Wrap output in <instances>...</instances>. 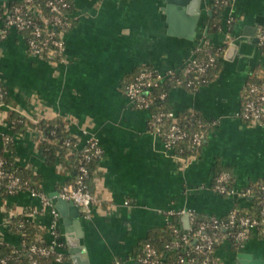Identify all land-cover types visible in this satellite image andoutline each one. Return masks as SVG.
<instances>
[{"label": "crops", "instance_id": "0c3cea01", "mask_svg": "<svg viewBox=\"0 0 264 264\" xmlns=\"http://www.w3.org/2000/svg\"><path fill=\"white\" fill-rule=\"evenodd\" d=\"M70 1L73 25L64 35L65 55L55 62L30 54L24 35L14 29L2 36V11L9 1L0 0V79L9 102L0 107V149L4 137H12L5 155L40 175L50 197L71 173L61 163H46L38 126L14 130L12 111L34 124L61 117L79 148L97 140L102 156L93 181L96 200L89 218L80 208L81 242L90 264H141L134 250L141 241L162 235L169 211L224 216L237 204L249 206L237 192L264 177V124L237 116L249 76L256 66L264 67L258 41H252L264 30V0H229L217 29L209 25L213 0H201L191 38L187 20L168 16L163 0ZM203 43L225 49L217 78L195 91L172 88L168 103L176 114L196 110L213 126L199 155L180 157L150 128V112L132 105L123 79L144 65L163 73L177 70ZM231 43L238 49L228 58ZM217 162L235 177V193L228 197L211 187ZM22 213L47 230L44 240L53 244L49 229L55 219L28 191L0 196V242L20 245V234L9 224ZM187 216H179L184 230L190 227ZM57 224L65 248L58 245L56 251L71 258L61 215ZM239 252L264 259V238L254 235L237 252L224 242L216 254L220 264H236Z\"/></svg>", "mask_w": 264, "mask_h": 264}, {"label": "built area", "instance_id": "2783aa9c", "mask_svg": "<svg viewBox=\"0 0 264 264\" xmlns=\"http://www.w3.org/2000/svg\"><path fill=\"white\" fill-rule=\"evenodd\" d=\"M46 6L49 7L51 16L46 17L43 15L42 9L38 0H21L18 4L9 6L7 4L3 12V25L1 28L2 36H6L11 29L20 33H28L25 37L27 49L30 54L36 57L52 61L54 57L64 56L66 51V44L64 40L65 28L68 23L64 20L65 9L69 6L67 0H47ZM61 28V30L58 29ZM258 44H264V32L258 35ZM199 45L192 56L185 62L184 76L186 77V86L194 84L193 78L190 75L195 74V77L204 76L209 66L215 62V57L209 53L207 61L197 59L196 52L201 49ZM220 48V47H219ZM174 71L170 70L165 73L154 70H144L135 81L128 83L125 86V93L133 106L138 109L148 110L150 99L146 97L148 89L157 86L168 74ZM179 83L183 81L180 79ZM248 96L242 101L240 110L237 116L251 124H264V82L252 83L245 87ZM6 95V89L0 79V99ZM166 94L160 97L164 98ZM171 116L176 119V113H163L149 116V126L151 129L160 134L158 123L165 117ZM188 136V133L180 127L179 124L174 123L170 131L166 135L164 145L168 149L174 151V145L177 141ZM204 139V133L196 131L191 136L193 147H199ZM7 141H12V137H4L3 146ZM67 146H71V139L65 141ZM78 147V146H77ZM102 149L95 139H90L86 144L81 147L82 163L78 167L77 178L74 182H65L58 197L73 202L83 210V216L89 218L91 216V207L96 200L94 193L88 190L86 178L89 175V170L84 164L85 161H90L93 157H101ZM195 156V155H193ZM5 159L4 156L0 158V187L5 182V187L9 195H14L20 191H28L33 196L40 197L45 209L49 210L51 216L55 219L50 226V231L55 240L53 244H48L45 240L44 243H32L29 247V261L26 264H39V257L53 256V264H67L64 260V253L57 252L56 246H63L62 234L58 229L57 219L60 218V213L55 207L53 198L49 197L44 192H38L30 188L27 182L20 180L14 173L8 172L4 169ZM230 179V175L222 172L218 178L215 187V192L220 195L228 194L229 196L235 193V189L228 190L225 183ZM260 191L264 192V184L260 186ZM251 189L243 188L237 192V195L243 199L249 200V207L251 204ZM188 215L190 220V227L192 233H184L181 235L180 240H175L166 245L167 248H180L185 244H189L191 239L196 240V246L191 254H178L174 264H217L215 246L217 243L223 244L228 239L236 242L248 241L251 234L259 231L264 233V195L259 198L258 206L255 213L243 214L238 210L229 212L227 218L211 215L208 218H199L197 212L190 209H180L177 211L171 210L168 212L169 217ZM20 216L23 220H28L25 213L16 214L13 219ZM168 217V218H169ZM12 219V221H13ZM171 219H168V222ZM12 221L9 224L12 223ZM29 221V220H28ZM23 226L22 224L20 225ZM181 227L175 228L176 233H180ZM21 243L18 246L24 247L26 245L25 239L21 236ZM200 255V258L198 256ZM163 253L160 252L155 245L147 243L137 256V261L141 264H163ZM7 259L0 257V264H7ZM120 260H116V264H120Z\"/></svg>", "mask_w": 264, "mask_h": 264}, {"label": "trees", "instance_id": "16d2710c", "mask_svg": "<svg viewBox=\"0 0 264 264\" xmlns=\"http://www.w3.org/2000/svg\"><path fill=\"white\" fill-rule=\"evenodd\" d=\"M21 0H11L8 2L9 6L18 4ZM39 5L42 9L43 15L46 17L51 16V12L48 6H46L47 0H38ZM69 6L65 9V17L64 20L68 23V26L64 29L65 33L72 27L73 22L69 18V13L72 10V4L70 0H67ZM229 4V0H213V16L209 19V25L213 29L219 28L221 25V16L225 9V6ZM4 11V10H3ZM2 11V13H3ZM61 30L60 27H58ZM264 32V30H263ZM23 35L28 37V33H23ZM262 54L264 55V44L259 45ZM225 49L218 48L208 43H203L201 49L196 52L197 59L207 61L209 59V53L215 57V62L213 65L209 66L207 72L204 76L195 77V74L190 75L194 80V84L192 86H186V77L184 76V68L185 63L179 68L175 69L172 74H168L164 80H162L157 86L152 89H148L146 92V97L150 99V104L148 107V111L154 116L163 113H170L174 110L168 103L169 92L172 88L177 86H184L189 90L195 91L202 86L208 85L214 79L217 78L219 71L221 69V58L224 56ZM62 56H57L52 59V61H61ZM144 70H156L151 65H144L136 68L131 73H128L123 79V87L135 81L139 74ZM182 80L183 83L180 84L179 80ZM264 82V67L258 65L255 67L253 73L249 76L246 86H249L252 83H262ZM245 86V87H246ZM162 94H166L164 98L160 96ZM248 96L246 89H244L242 94V101ZM8 98L7 95L3 99H0V107L4 104H7ZM242 104V103H241ZM11 119L14 122V130L16 132L21 131L27 125L38 126L44 134V138L41 145V150L44 154L45 161L48 165L54 164H63V166L70 171L71 177L68 182H74L77 178L78 167L83 162L81 159V148L78 146L77 138L72 135V133L67 129L64 120L61 117H58L53 120L43 119L39 121L37 124L28 121L26 118L21 116L16 111H12ZM246 122V121H245ZM177 123L188 133V136L177 141L174 145V151L180 157H189L192 155H199L201 148L207 141L208 133L212 129L213 122L205 120L196 110H189L176 114V119L171 116H165L159 123L160 135L165 140L167 133L170 131L171 126ZM196 131H201L204 133V139L202 144L195 148L193 147L191 136ZM9 137V136H8ZM70 138L71 146H67L65 141ZM13 141H7L5 146L0 149V158L4 156L5 163L4 169L8 172L14 173L15 176H18L20 180L27 182L30 188L35 189L38 192H44L40 186L41 176L35 174V172L26 167L16 166L15 159L12 156L5 155L4 151L12 149ZM100 158L93 157L90 161H85V165L89 170V175L86 178V184L88 190L93 193V181L96 175V170L99 164ZM226 172L230 175V179L225 183L226 188L228 190L234 189V181L235 177L233 173L228 169H224L220 167V164L217 162L214 168V173L212 176L211 187L214 188L217 183L218 176L222 173ZM264 184V177H259L255 180H252L246 186L251 189V204L252 206H240L239 204L235 205L230 211L238 210L240 213L248 214L255 213L256 208L258 206L259 198L264 195L263 191H260V186ZM0 196L8 197L9 193L5 187V182L1 184L0 187ZM222 196L228 197V194H223ZM229 211V212H230ZM229 212L221 216L223 219L227 218ZM199 218H208L211 215H204L197 213ZM23 225L22 227L20 225ZM179 225V216H173L171 220L167 223L165 227V231L158 238H148L147 240L141 241L136 250H134L133 255L137 260L138 254L141 252L142 248L147 243H152L157 247V249L162 252L163 255V264H174L176 257L178 254H191L196 246V240L191 239L189 244H185L180 248H167L166 245L172 241L180 240L181 235L184 233H192L191 229L184 230L181 228L180 233L175 232V228ZM10 228L23 236L25 239L26 245L24 247H13L6 242H0V257L7 259V264H26L29 261V247L32 243H44V235L47 230L42 229L40 225L34 223L32 221L23 220L20 216L13 219ZM257 236L258 238H264V233L259 231L257 233L251 234L249 239L253 236ZM248 239V240H249ZM229 244L232 251H239L244 242H236L234 240L228 239L225 241ZM221 242L217 243L215 249L218 250L221 246ZM199 255V254H198ZM200 258V255L198 256ZM53 256L51 257H39V264H53ZM64 260L67 264H72L71 258L68 254L64 253ZM217 264H220V261L216 255Z\"/></svg>", "mask_w": 264, "mask_h": 264}, {"label": "water", "instance_id": "95a60500", "mask_svg": "<svg viewBox=\"0 0 264 264\" xmlns=\"http://www.w3.org/2000/svg\"><path fill=\"white\" fill-rule=\"evenodd\" d=\"M11 1V0H1ZM165 10L168 16L184 17L190 26L191 38L194 34L195 26L201 15L200 3L201 0H163ZM211 14V12H210ZM253 42L258 41V37L252 39ZM238 45L231 43L226 57L231 58L237 52ZM59 192L53 193L50 197L53 198L55 207L61 215V220L65 225V238L69 253L73 264H90L89 256L85 246L81 242L83 237V229L81 225L80 207L73 202L64 200L58 197ZM188 217V216H187ZM236 264H264V259L254 258L251 253L239 252L236 257Z\"/></svg>", "mask_w": 264, "mask_h": 264}]
</instances>
